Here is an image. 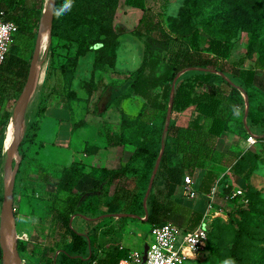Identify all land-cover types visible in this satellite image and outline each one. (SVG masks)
I'll return each instance as SVG.
<instances>
[{"label":"rangeland","instance_id":"374dc122","mask_svg":"<svg viewBox=\"0 0 264 264\" xmlns=\"http://www.w3.org/2000/svg\"><path fill=\"white\" fill-rule=\"evenodd\" d=\"M144 4L186 46H190L194 27L198 29L202 46L207 44L208 36H218L232 46L228 56L217 58L216 66H208L212 74L207 79L200 78L201 84L194 75H204L207 69L187 68L174 81V86L185 83L194 91L208 90L218 96V112L226 120V129L210 138L211 156L187 173L193 176L198 193L189 196L180 191L178 199L173 198L178 208L175 217L168 220L186 229L188 218L194 215L192 211L202 207L208 229V238L196 257L184 264H264V0H144ZM0 7L4 12L14 11L19 17L8 55L15 54L29 62L43 6L39 7L38 0H18L14 5L9 0H0ZM28 8L32 9V15H24L23 9ZM139 13L138 7L125 0H74L69 12L59 18L53 16L50 41L41 52L18 154L13 158V165L19 158L13 188L14 216L37 217L32 232H29L30 222L16 219L21 264H54L55 261L59 264L62 260L56 251L67 239L57 232L53 211L65 207L66 193H57L55 182L65 162L70 161V149L97 154V149L103 146L119 145L129 151L142 142L150 149L157 146L167 111L164 88L172 86L173 81L154 87L148 102L139 94H131L118 104L110 102L143 59L142 41L127 29L137 22ZM118 25L127 28L121 30ZM219 67L223 70H215ZM245 69L254 71L251 82L245 81ZM21 89L5 106L8 111L5 131ZM154 100L157 106L150 118L141 119V110H150ZM121 113L126 118L123 128ZM170 118L178 125L192 123L194 118L204 127L211 122V118L198 114L194 104L182 109L172 107ZM164 149L173 153L172 161L181 155L175 152L176 138L172 135L167 136ZM4 159L3 142L0 211L5 197ZM75 168L81 170L78 163ZM208 168L217 172L208 192L213 190L212 196L198 188ZM104 172L100 166L89 164L88 170L82 172L89 177L82 178L76 191L91 186ZM149 177V170L140 169L121 180L132 191L121 210L133 214L100 211L93 215L92 221H87L91 212L73 213L71 224L75 228L94 233L98 254L114 251L119 245L128 247L129 251H142L151 239V224L142 213ZM166 179L159 162L152 193L163 199ZM68 263L66 260L60 264Z\"/></svg>","mask_w":264,"mask_h":264},{"label":"trees","instance_id":"16d2710c","mask_svg":"<svg viewBox=\"0 0 264 264\" xmlns=\"http://www.w3.org/2000/svg\"><path fill=\"white\" fill-rule=\"evenodd\" d=\"M39 7H42L43 0H38ZM131 6L140 9L137 22L127 28L124 25H118L119 29H129L143 43V59L137 70L126 77V85L119 92L111 96L110 102L118 104L123 98L131 94H139L148 102L152 95V89L162 85L165 81H172L182 68L188 67L192 70L216 66L217 58L228 56L231 50V44L218 36H208L207 44L202 46L199 43L198 29L194 27L190 32V46H186L179 36H172L164 27L161 17L150 7L145 6L144 0H125ZM11 5L18 4V0H9ZM63 0H56L55 8L60 7ZM251 3V6L257 4ZM24 15H32V9H23ZM6 19H12L19 24V17L14 11L5 12ZM22 32L27 33L22 29ZM29 62L18 55L9 54L0 61V153L5 141V117L8 111L5 109L8 101L14 97L22 88L24 79L27 75ZM162 65V66H161ZM218 71L222 68L215 69ZM246 82H251L254 71L252 69L244 70ZM210 69L205 71L204 75H194V78L200 80L211 76ZM201 80L198 84H201ZM171 85V84H170ZM164 88L165 108L167 107L171 86ZM155 101V100H154ZM151 101L150 110L139 113L143 120L150 118V113L154 112L157 106L156 101ZM189 104H194L198 114L211 118L208 127L194 118L192 123L187 125H178L173 118H170L167 130V136L176 138V153H181L180 157L172 161V152L164 149L160 165L167 174L166 195L165 198L157 197L152 193V187L149 191L146 205V221L152 224L168 221L175 217L177 212L176 203L173 196L178 187L184 182L185 175L192 171L196 165H202L204 160L209 158L212 153V144L210 138L219 135L226 129V120L219 114L220 99L208 90L194 91L185 83L175 84L173 89L172 107L182 109ZM153 109V110H152ZM39 110L36 112V114ZM122 115V128L126 125V118ZM152 115V114H151ZM163 129V125L161 131ZM161 136V132H160ZM160 136L156 148L150 149L145 143L136 146L124 164L118 167H101L104 174L100 175L97 182L89 189L76 191L75 186L82 177V172L72 164L63 166L55 182V191L65 192V207L55 208L53 215L58 221L59 228L68 240L61 246L60 255L63 257H73L75 260L71 264H80L84 261L95 259L94 264H117L119 259L128 256L129 248L125 246L117 247L114 251H107L104 256L97 257V252L93 250L94 235L83 233L75 229L70 224L71 214L76 211H89L96 213L123 211L124 202L131 198L132 191L122 183L127 174L144 169L151 173L155 158L160 147ZM31 138H34V133ZM217 176L214 169L208 168L201 176L198 188L201 192H209ZM104 207V209L101 208ZM133 212V211H132ZM142 207V213H144ZM194 215L188 218L187 230L195 227L202 218V212L192 211ZM170 221V220H169ZM208 238V230H207ZM20 249V245L17 244ZM1 256V248H0ZM238 262V258L235 259Z\"/></svg>","mask_w":264,"mask_h":264},{"label":"water","instance_id":"95a60500","mask_svg":"<svg viewBox=\"0 0 264 264\" xmlns=\"http://www.w3.org/2000/svg\"><path fill=\"white\" fill-rule=\"evenodd\" d=\"M56 0H45L42 11L39 18V24H38V30L35 37V43L34 48L32 51L31 59L29 61L26 80L24 82V85L21 89L20 95L16 101V104L14 106L13 114H12V135L11 139L8 144V148L6 149L4 145L5 150V159H4V172H3V178L5 180L9 179L8 185L5 188V197L3 201V206L0 211V248H1V258H2V264H10L9 263V257L14 255L17 264H21L22 259L18 252L17 248V232L15 227V216L13 213V188H14V181L16 177L17 168L19 165V158L15 160V163L13 165V158L16 154H18V145L22 138V129L21 126L24 124V115L26 106L33 88L35 76L37 73L38 65L40 61L42 60L41 57V37H42V31L44 29L48 30V36L47 40L49 43L50 41V28L53 20V9L55 8ZM48 45V44H47ZM47 48V46H46ZM45 48V49H46ZM188 67L182 68L180 71L177 72L174 79L172 80V86L169 94L168 104H167V111L165 115V121L161 133L160 138V147L157 153V156L155 158V162L153 165V168L150 173L149 181L145 190V194L143 196V207L145 210V216L143 218L146 219L147 216V205L146 200L149 194V191L152 187V182L156 173V170L159 166V162L162 156V153L165 148L166 138H167V130H168V124L170 121V113L172 108V97H173V89H174V81L175 78L179 75V73ZM208 69V68H204ZM120 215L123 214H133V213H125L121 212L118 213ZM12 230V237L13 242L12 244L9 243L8 240V232L9 230ZM147 243L143 248V258L145 257V250L147 248ZM142 264V263H139Z\"/></svg>","mask_w":264,"mask_h":264},{"label":"built area","instance_id":"2783aa9c","mask_svg":"<svg viewBox=\"0 0 264 264\" xmlns=\"http://www.w3.org/2000/svg\"><path fill=\"white\" fill-rule=\"evenodd\" d=\"M17 27L15 20L5 18V12L0 7V61L8 55L12 34ZM183 187L189 196L197 193L194 178L189 174L185 175ZM213 192L212 190L211 196ZM207 230L203 217L195 227L184 231L169 220L152 224L145 257L143 258V250L135 249L129 251L128 256L119 259L117 264H184L196 257L207 239Z\"/></svg>","mask_w":264,"mask_h":264},{"label":"crops","instance_id":"0c3cea01","mask_svg":"<svg viewBox=\"0 0 264 264\" xmlns=\"http://www.w3.org/2000/svg\"><path fill=\"white\" fill-rule=\"evenodd\" d=\"M44 4V1L42 3V6ZM41 11H42V8H41ZM40 11V12H41ZM67 148H71V147H67ZM123 148L122 146H119V145H112V146H108L107 148L105 146H103L102 148H98L97 149V154H92V153H88V151H85V150H76V149H70L71 150V156H70V161L69 162H65L67 164H65L64 166L66 165H72L75 167L77 166V163L78 165L80 166L81 168V172H84V169L87 171L88 168H89V164L90 165H94V166H100V167H107V168H112V167H118L122 164L125 163V161L128 159V157L130 156V154L132 153L133 150L129 151L128 149H125ZM124 152V153H123ZM77 162V163H76ZM63 168V167H62ZM79 170V169H78ZM89 172V171H88ZM87 174H84L82 175L80 181L76 184L75 188H77L78 190V184L81 183V180H83L82 178H85V177H89V176H85ZM85 176V177H84ZM98 180V179H97ZM97 181L93 182V184L91 186H93ZM200 182V181H199ZM197 186V184H195ZM199 185V184H198ZM91 186H88V188H85V189H81V190H86V189H89ZM76 190V189H75ZM79 190V191H81ZM184 192V187H183V183L181 184V186L178 187L175 195L173 196L174 199H178L176 197L180 196L179 193L181 192ZM198 193V192H197ZM202 193H205L207 196L210 195L208 192H202ZM101 208L103 209V207L101 206ZM195 209L197 211H200L202 212L203 211V208L202 207H195ZM145 211V210H144ZM81 212V211H80ZM98 212H100V210H98ZM115 212H119V211H115ZM124 212V211H122ZM75 213V212H74ZM83 214H85V212H82ZM102 214H106V213H109V212H100ZM121 213V212H119ZM203 213V212H202ZM96 214V213H92V216H87V221H92L91 219L93 218V215ZM144 216H145V212L143 213ZM54 216V215H53ZM120 216V215H119ZM72 218H73V213L71 214V218H70V224H71V221H72ZM16 219L17 221H22V222H30V229H29V232H32V229L35 227V222L37 220V217H32L29 215H24V214H20L19 216H16L15 215V223H16ZM145 219V218H144ZM54 220L57 224V232H60L62 235V230L59 228V224H58V221L56 220L55 216H54ZM146 220V219H145ZM33 221V222H32ZM33 223V224H32ZM72 225V224H71ZM16 226V224H15ZM73 226V225H72ZM74 227V226H73ZM75 228V227H74ZM77 229V228H75ZM78 231L80 232H83V233H90V234H93V232H90L86 229H77ZM16 232H17V229H16ZM17 236H19L17 234ZM63 237H65L63 235ZM67 240H68V237H65ZM66 240V241H67ZM65 241V242H66ZM95 235H94V243H93V250L95 252H97V257H102L104 256V254L106 253H103L102 255L101 254H98V249L97 247L95 246ZM64 242V243H65ZM63 243V244H64ZM109 242H107L106 244H108ZM62 244V245H63ZM117 243H115L116 245ZM123 245H119L118 247H121ZM60 249L61 247L59 248V250H57L56 252V256L58 257L60 255ZM56 257V258H57ZM60 258L62 259L60 263H63L64 261L68 260L69 263L68 264H71V262L73 260H75L73 257H69V256H66V257H63L60 255ZM95 262V259H92L90 261H84L83 263H80V264H94ZM58 261H55L54 264H57Z\"/></svg>","mask_w":264,"mask_h":264},{"label":"bare ground","instance_id":"6f19581e","mask_svg":"<svg viewBox=\"0 0 264 264\" xmlns=\"http://www.w3.org/2000/svg\"><path fill=\"white\" fill-rule=\"evenodd\" d=\"M47 36H48V30L44 29L42 31V37H41V52L46 48V46L48 44V43H46ZM47 42H48V40H47ZM45 43H46V46H45ZM23 128H24V124H22V126H21L22 130H23ZM12 129H13V126H12V122H11L9 127H8V130L6 131L5 136H4L5 137L4 145H5L6 149L8 148V144H9V141L11 139ZM8 182H9V179H7V180L3 179L4 193H5V188L8 185ZM7 237H8L9 243L12 244L13 237H12V230L11 229L9 230ZM9 263L10 264H17V261H16L14 255L9 257Z\"/></svg>","mask_w":264,"mask_h":264},{"label":"clouds","instance_id":"9594fccd","mask_svg":"<svg viewBox=\"0 0 264 264\" xmlns=\"http://www.w3.org/2000/svg\"><path fill=\"white\" fill-rule=\"evenodd\" d=\"M73 3L74 0H64V3L60 7L53 9V15H55L57 18L61 17L71 10Z\"/></svg>","mask_w":264,"mask_h":264}]
</instances>
